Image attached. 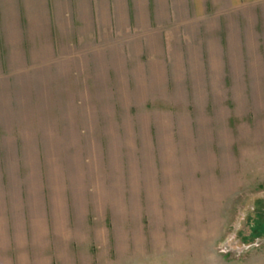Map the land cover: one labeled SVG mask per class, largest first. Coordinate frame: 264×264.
Instances as JSON below:
<instances>
[{"label":"rangeland","instance_id":"1","mask_svg":"<svg viewBox=\"0 0 264 264\" xmlns=\"http://www.w3.org/2000/svg\"><path fill=\"white\" fill-rule=\"evenodd\" d=\"M149 2L0 0V264H264V2Z\"/></svg>","mask_w":264,"mask_h":264},{"label":"crops","instance_id":"2","mask_svg":"<svg viewBox=\"0 0 264 264\" xmlns=\"http://www.w3.org/2000/svg\"><path fill=\"white\" fill-rule=\"evenodd\" d=\"M109 3V0H107ZM150 1V0H149ZM105 2V1H104ZM264 0H151V3L149 5L150 10L145 11V14L148 16V22L149 25H155V18L157 19L161 15H166L168 18L172 19L174 21V17H177V15L181 16V19L190 17V16H195L200 12L203 8L207 11H213V10H220L222 11V14H227V13H233L235 11H240L244 9L245 7H250L252 5H261ZM147 3V4H149ZM146 4V5H147ZM243 11V10H242ZM94 12V11H93ZM227 12V13H226ZM207 14V13H206ZM187 16V17H184ZM180 21H185V20H180ZM179 21V22H180ZM139 23V22H138ZM143 23V22H140ZM163 31H168L167 29H163ZM8 60L0 57V65L2 67V70L4 72L8 73L10 71L9 67L7 66ZM7 67H6V66ZM8 68V71L7 69ZM2 106V105H0ZM0 126L3 128V125L0 124ZM6 156V155H5ZM8 156V155H7ZM3 171H6L7 174H3ZM0 172H2L1 176L8 177L9 172H8V167L3 165H0ZM5 178V177H4ZM3 189V186H2ZM2 193V192H1ZM2 200H6V195L2 198ZM9 209V208H8ZM31 210V207L29 208ZM40 212V210H39ZM57 213V211H56ZM53 215V212L50 211L48 214L46 212V207L43 208L42 215L39 216V220H37V217L35 216L34 219H32V215L29 211V213H26L25 215L23 214L24 217L27 218L28 220V232L32 233V226L36 223L37 225L42 224L43 227H46V225H50V222H52L58 217L56 216L57 214ZM9 211L7 210V213L4 214L6 216L9 215ZM49 216V218H48ZM49 220V222H48ZM39 223V224H38Z\"/></svg>","mask_w":264,"mask_h":264}]
</instances>
